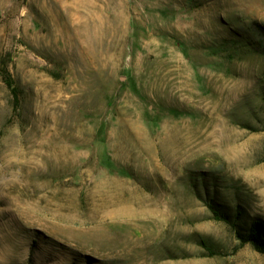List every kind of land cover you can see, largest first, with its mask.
<instances>
[{
    "label": "rangeland",
    "instance_id": "1",
    "mask_svg": "<svg viewBox=\"0 0 264 264\" xmlns=\"http://www.w3.org/2000/svg\"><path fill=\"white\" fill-rule=\"evenodd\" d=\"M255 223L264 0H0V264H264Z\"/></svg>",
    "mask_w": 264,
    "mask_h": 264
},
{
    "label": "trees",
    "instance_id": "2",
    "mask_svg": "<svg viewBox=\"0 0 264 264\" xmlns=\"http://www.w3.org/2000/svg\"><path fill=\"white\" fill-rule=\"evenodd\" d=\"M1 73H2L3 80L6 86L10 89V92L13 98V103L16 106L18 103L17 90L13 86L12 80L5 68L1 70ZM210 208L212 210L213 215L216 217V219L222 218L220 214L218 213V211L212 205L210 206ZM240 237L243 243H250L255 249L264 253V241H262L261 238L259 237V229H258L257 223L251 226L249 234L247 236L245 237L240 236Z\"/></svg>",
    "mask_w": 264,
    "mask_h": 264
}]
</instances>
